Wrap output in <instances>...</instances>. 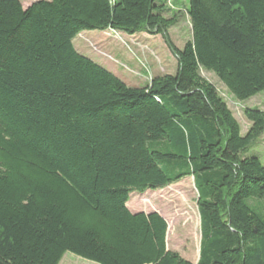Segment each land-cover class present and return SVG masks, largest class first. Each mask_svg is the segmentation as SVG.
I'll list each match as a JSON object with an SVG mask.
<instances>
[{"label": "trees", "instance_id": "16d2710c", "mask_svg": "<svg viewBox=\"0 0 264 264\" xmlns=\"http://www.w3.org/2000/svg\"><path fill=\"white\" fill-rule=\"evenodd\" d=\"M166 0H0V264H264V164L212 73L237 100L264 91V0H188L178 48ZM159 35L174 74L132 87L79 53L84 31ZM192 177L196 263L167 247L166 220L133 192Z\"/></svg>", "mask_w": 264, "mask_h": 264}, {"label": "rangeland", "instance_id": "374dc122", "mask_svg": "<svg viewBox=\"0 0 264 264\" xmlns=\"http://www.w3.org/2000/svg\"><path fill=\"white\" fill-rule=\"evenodd\" d=\"M37 0H20L27 7ZM168 17L176 24L169 29L173 43L182 48L191 37L187 17L188 0H166ZM75 49L115 73L132 87L146 85L153 76L174 74L177 61L159 35L138 33L128 36L111 30L84 31L73 39ZM200 75L212 83L245 133L250 123L243 111L245 108L264 110V91L246 99H235L212 73L201 70ZM264 164V133L248 149ZM197 192L193 178L185 177L162 189L133 192L128 207L132 212H157L167 222V247L183 258L196 263L199 256L200 221L196 204ZM59 264H96L65 253Z\"/></svg>", "mask_w": 264, "mask_h": 264}, {"label": "water", "instance_id": "95a60500", "mask_svg": "<svg viewBox=\"0 0 264 264\" xmlns=\"http://www.w3.org/2000/svg\"><path fill=\"white\" fill-rule=\"evenodd\" d=\"M33 3V2H32Z\"/></svg>", "mask_w": 264, "mask_h": 264}]
</instances>
